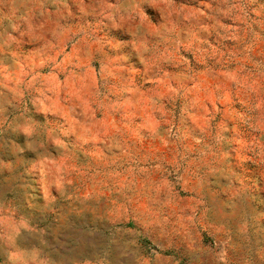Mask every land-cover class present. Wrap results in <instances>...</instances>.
<instances>
[{
	"label": "rangeland",
	"instance_id": "obj_1",
	"mask_svg": "<svg viewBox=\"0 0 264 264\" xmlns=\"http://www.w3.org/2000/svg\"><path fill=\"white\" fill-rule=\"evenodd\" d=\"M0 264H264V0H0Z\"/></svg>",
	"mask_w": 264,
	"mask_h": 264
},
{
	"label": "clouds",
	"instance_id": "obj_2",
	"mask_svg": "<svg viewBox=\"0 0 264 264\" xmlns=\"http://www.w3.org/2000/svg\"><path fill=\"white\" fill-rule=\"evenodd\" d=\"M121 19L124 18L121 17ZM154 34L155 33L149 31L145 32L146 36ZM143 43L145 50H147L146 41ZM17 129L27 138L25 148H21V152L25 150H34V145L35 149L46 151L47 145L53 141V134L56 132V130L51 128L48 124H41L31 119H25L22 123L17 124ZM57 139H59V136H57Z\"/></svg>",
	"mask_w": 264,
	"mask_h": 264
}]
</instances>
